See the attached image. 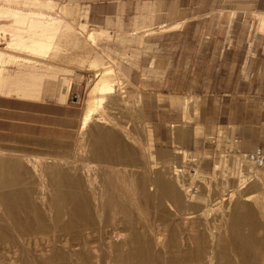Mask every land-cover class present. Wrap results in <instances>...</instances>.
Returning <instances> with one entry per match:
<instances>
[{"label":"rangeland","instance_id":"374dc122","mask_svg":"<svg viewBox=\"0 0 264 264\" xmlns=\"http://www.w3.org/2000/svg\"><path fill=\"white\" fill-rule=\"evenodd\" d=\"M56 1V6L48 9V11L63 16L66 23V28L64 27L65 29L61 31V34L64 33V35H59L55 46L58 50H52L49 57H45V59H39L37 55L34 56L24 52H12V54L15 53L18 56H27L44 62L42 65H37V63L30 65H36L40 71L45 70L44 72L47 71L49 74L46 75V80L42 81L40 89H43L40 92L46 91L48 80H50L54 83L49 87L51 89L50 93L52 91L58 93L61 99L53 100L50 97H44L45 99L40 100L50 99L59 103L66 102L67 83L70 80L71 83L75 81L81 92L79 94L74 93L72 96L75 102H78L81 112L85 113L89 90L103 76L106 67L103 66L105 62L108 63L107 66H109L111 72L106 82L112 84V87L117 88V90H113L105 96L101 107L102 113L100 112V116L103 115L102 120H93L85 131L81 130V120L74 142L71 145L61 147V150H63L61 154L0 150V160L6 161V165L11 168L13 176L22 189L29 190L32 187L31 190L37 192L51 193L54 191L52 184H57L60 175H64L67 181H82L88 185L96 186L101 194L105 193V190L110 187L116 191V195L131 193L130 195L135 200L134 204L131 205L133 221L143 223L145 226L148 225V228H151V226L156 228L158 234L162 232L159 234L161 237L159 240L154 239L152 241L159 251L163 248L160 244L161 240L166 239L167 245L170 244V249L179 246L178 242L180 241L181 244L184 243L183 247L184 249L187 248V256H191L190 251H192L193 260L191 262H198L197 257H200L196 255L198 251L202 252L200 261H204L205 257H202L214 248L216 258L220 264H226L227 259L232 260L228 261L229 264H260V256L264 254V251H260V246L264 250V197L260 198V200L262 199V208L256 200H244L248 195L257 192L259 186L253 171L259 170L249 167L248 172L239 175L231 169V164L223 168L219 165L220 162L217 156L213 154L214 151L208 145L200 147L201 151L199 153L184 147L183 143L177 139L173 140L172 145L161 147L156 143L153 129L144 116L140 88L132 83L130 72L133 67L138 66L140 58L147 48V35L163 32L168 30V27H155L153 24L148 27L136 25L135 29L129 31L122 16H118L116 20H113L112 17L106 18L102 24H96L89 20V1L91 0ZM69 3L79 5L73 7L78 8L75 16L63 12ZM24 9L35 10L37 8L25 7ZM252 16L257 21L253 24L254 31L264 33V30H261V19H264V10L255 11ZM68 22L73 25L72 29L67 27ZM96 29L97 31L100 29L105 30V33H103L105 35H97ZM92 30L93 32L96 31L97 38L100 36L99 40H94L95 42L88 36L89 31ZM0 37H2L0 38L1 42H6V36ZM3 47H5V44H0V48ZM8 56L9 54L6 57ZM4 60L1 59L0 61V71H8L5 74H14L27 65V67H30L29 63L12 62L11 64L10 61L8 63ZM115 70L117 71V77H120L119 85L115 78ZM18 83L15 82V84ZM11 86H14V84L1 83L0 95H5L6 91L4 90ZM40 89L38 88V90ZM9 94H11V91ZM183 105L184 125H190L193 121V113L196 114L198 111L199 102L194 95L187 94L183 97ZM202 128L196 125L194 134L197 141L202 139L205 142L210 135L206 134ZM106 132L109 134H106ZM92 133L95 135L93 136L95 140L92 138ZM102 133L109 136L110 142H112L109 151L115 152V154L111 155L109 160L103 158V156L96 158V160H90L92 149H97L103 143L100 138L103 135ZM83 147L87 150L84 151ZM253 147H243V150H250ZM109 151L102 144L98 152L105 154ZM233 169L236 168L233 167ZM193 170L200 171L198 172L199 175L192 176L195 173ZM80 171L83 173H80ZM155 172H158L169 184L174 185L180 191L182 204L177 205L175 203L173 194L164 196L159 190H150L151 186H155ZM32 180H34L33 183ZM69 182L71 183V181ZM29 183L33 185L29 187ZM146 183H148L147 187ZM34 184L38 186L36 187ZM194 186L198 188L197 194L190 191V188ZM64 188L63 190L70 191V187L64 186ZM243 203H247L254 208L255 216L254 227L246 226L250 224L246 222L241 229L242 236L245 239L248 238L245 242L235 236L232 228L234 216L246 209ZM119 215L118 217L122 216V214ZM251 227L253 228L250 229ZM164 234H167V237ZM221 235L226 238L221 237ZM174 237H176V241ZM186 237L189 239L187 240L188 243ZM178 238L180 240H177ZM258 252L262 254L260 255Z\"/></svg>","mask_w":264,"mask_h":264},{"label":"crops","instance_id":"0c3cea01","mask_svg":"<svg viewBox=\"0 0 264 264\" xmlns=\"http://www.w3.org/2000/svg\"><path fill=\"white\" fill-rule=\"evenodd\" d=\"M75 6L79 5L69 3L62 11L75 16ZM260 10L264 0H91L89 20L102 24L106 18L122 16L129 31L136 25L168 27L147 35V48L130 79L140 88L156 143L168 147L177 139L199 153L206 144L196 140V125L208 135L229 128L244 148L264 145V33L254 31L257 21L252 16ZM26 81L18 85L32 80ZM53 84L48 80V93L39 91L43 98L21 97L16 84L4 90L0 150L56 155L74 142L84 116L72 96L81 92L80 87L73 81L64 103L40 100L45 94L61 99L49 92ZM187 94L199 102L190 125H184Z\"/></svg>","mask_w":264,"mask_h":264},{"label":"bare ground","instance_id":"6f19581e","mask_svg":"<svg viewBox=\"0 0 264 264\" xmlns=\"http://www.w3.org/2000/svg\"><path fill=\"white\" fill-rule=\"evenodd\" d=\"M55 6L56 2L54 0H0V36H6V42L0 41V44H5V47L0 48V61L1 59H5L8 63L11 62V64L12 62H18L20 64L29 63V66L31 64L33 65V63H37V65L44 64V62L38 59L34 60L27 56H18L15 53L12 54V52H24L34 56L37 55L39 59H45V57H49L52 50H58L55 46L61 31L66 28V23L63 16L55 15L47 11V9H52ZM25 7H36L37 9L28 10L24 9ZM67 27L72 29L73 25L68 22ZM95 32L93 30L89 31L88 35L93 41L100 38V36L98 38L96 37L98 34L105 35L103 34L105 31L102 29L97 31V35ZM61 35H64V33ZM7 54H9L8 57H6ZM45 64L47 63L45 62ZM107 64L106 62L103 64L106 67L101 79L96 81L89 90V97L82 119L81 130L83 131L89 128L93 120H102L103 115L100 116V112L102 113L101 107L103 106V100L108 93L117 90V88L112 87V84L106 82L111 73ZM27 66L20 68L22 70L16 74H5L6 71L3 69L5 72L0 71V84L5 83L8 85L19 82L23 85L22 83L27 82L26 79L29 78V82L30 80L32 81L31 83H26L25 86L18 85L19 83L16 84L18 95L21 97H31L34 94H40L39 91L43 89H40V86L47 75L45 74L47 71L44 72L45 70L43 68L44 71H40L36 65ZM115 78L119 85L120 77H117V71L115 72ZM70 86L71 80L67 83V95ZM46 92L48 93V91ZM40 95L41 97L43 96L42 94ZM46 96L45 94V98L48 97ZM33 98L36 97L34 96ZM106 134L109 133L106 132ZM93 136L95 135L92 133V138ZM100 138L103 141V146L109 151L112 143L110 142L109 136L103 134ZM102 144L97 149H92L90 160H96L100 156L109 160L110 156L115 154V152L110 151L105 154H100L98 151ZM85 149L83 147L84 151L87 150ZM87 160L89 159L87 158ZM75 171L77 170L75 169ZM193 171L195 172L192 174L194 177L200 172ZM63 172L65 173V171ZM253 174L257 177V185L259 188L255 194L248 195L244 200H256L257 204L262 208V199L260 200V198L264 197V172L260 173V170H254ZM171 177L173 178V176ZM59 179L57 184H52L54 191L48 194L31 190L32 187L29 190H24L13 176L11 168L6 165V161L0 160V264H220L216 258L214 248L210 249L207 253L205 252V255L202 254L204 255L202 258L205 257L204 261H200L202 252L198 251L196 253L197 256H200L199 258L197 257L199 259L198 262H191L193 260L192 251H190L191 256H187V248L184 249V243L181 244V241L178 242L180 244L179 246L170 249V244L167 245L166 239H163L160 242L163 248L159 251L152 241L154 239L159 240L161 238L159 234L162 232L160 231L161 233L158 234L156 228H152V226L148 228V225L145 226L143 223L133 221L131 217V205L134 204L135 200L130 195L131 193L116 195V191L110 187L105 190V193L101 194L94 185H88L80 180V182L69 180L71 181L70 183L64 175H60ZM33 182L34 180H32ZM154 182L155 186L150 187L151 191L159 190L164 196L173 194L175 203L177 205L182 204L183 200L179 194L180 191L174 185L169 184L158 172H155ZM147 184H145L146 187ZM31 185L33 184L29 183V187ZM64 186L70 187V191L63 190ZM191 192L193 193L195 191L192 189ZM146 193L148 192L146 191ZM243 204L246 209L244 208V211L234 216L232 228L235 236L245 242L248 238L245 239L242 236L241 229L246 222L250 223L246 226L254 227L255 216L254 208L247 203ZM118 214H122V216L118 217ZM223 236L221 235V237ZM176 237H174L175 241ZM177 240L180 239L178 238ZM187 240L189 239L186 237ZM175 241L173 240V242ZM197 243L199 244V242ZM260 247V251H264L262 246ZM258 253L260 254V252ZM221 260L223 259L221 258ZM226 261V264H229V260L227 259ZM260 262V264H264V254L260 256Z\"/></svg>","mask_w":264,"mask_h":264},{"label":"built area","instance_id":"2783aa9c","mask_svg":"<svg viewBox=\"0 0 264 264\" xmlns=\"http://www.w3.org/2000/svg\"><path fill=\"white\" fill-rule=\"evenodd\" d=\"M205 144L214 151L213 154L217 156L219 165L223 168L231 164V169L239 175L248 172L249 167L264 172V145H256L244 151L242 140L232 136L229 128L218 129L208 137ZM192 189L195 191L194 194L198 193L197 187H191L190 191Z\"/></svg>","mask_w":264,"mask_h":264}]
</instances>
